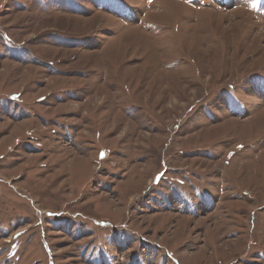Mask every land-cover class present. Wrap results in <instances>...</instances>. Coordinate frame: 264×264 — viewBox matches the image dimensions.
Returning a JSON list of instances; mask_svg holds the SVG:
<instances>
[{"label": "rangeland", "instance_id": "obj_1", "mask_svg": "<svg viewBox=\"0 0 264 264\" xmlns=\"http://www.w3.org/2000/svg\"><path fill=\"white\" fill-rule=\"evenodd\" d=\"M0 264H264V0H0Z\"/></svg>", "mask_w": 264, "mask_h": 264}]
</instances>
